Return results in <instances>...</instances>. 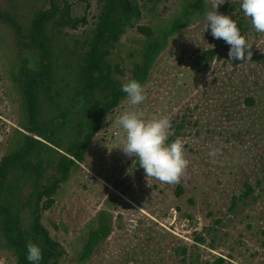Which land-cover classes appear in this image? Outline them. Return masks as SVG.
<instances>
[{
    "label": "rangeland",
    "instance_id": "rangeland-1",
    "mask_svg": "<svg viewBox=\"0 0 264 264\" xmlns=\"http://www.w3.org/2000/svg\"><path fill=\"white\" fill-rule=\"evenodd\" d=\"M151 1L160 4L161 11L155 18L143 16L139 24L163 36L177 17L185 22L168 36L143 85L146 101L135 108L145 118L171 120L169 142L181 138L189 161L184 174L177 183L147 177L138 159L118 149L125 133L112 121L133 110L125 97L105 114L84 159L76 160L60 183L53 205L42 207L40 222L64 249L59 264H205L215 256L231 264H264V33L252 28L242 0H194L187 13L176 0ZM49 3L0 0V13L13 16L26 36L36 12ZM216 5L219 13L232 16L253 46L251 61L231 63L230 46L206 31L204 13ZM99 9L96 0H86L73 6L72 13L88 15L87 26L94 29ZM83 29L68 30L69 38L64 33L52 36L54 75L62 85L64 105L73 95L67 64H73L87 38ZM20 38L0 18V160L25 146L24 135L39 139L22 126L27 122L23 94L12 76V71L38 66L36 50ZM131 38L142 36L128 28L121 42L128 46ZM211 49L216 54L206 61L201 55ZM121 52L127 57L125 47ZM117 55L118 49L113 50L115 63ZM138 59L122 63L125 77L114 72L122 85ZM52 111L50 106L42 108L44 121L51 119ZM72 127L73 122L59 130L64 146L73 138ZM44 175L46 185L57 172L50 168ZM22 192L32 193V185L26 184ZM101 212H106L102 222L111 228L87 255L83 248L100 226L94 219ZM199 236L204 243L198 242ZM16 261L14 251L0 244V264Z\"/></svg>",
    "mask_w": 264,
    "mask_h": 264
},
{
    "label": "trees",
    "instance_id": "trees-1",
    "mask_svg": "<svg viewBox=\"0 0 264 264\" xmlns=\"http://www.w3.org/2000/svg\"><path fill=\"white\" fill-rule=\"evenodd\" d=\"M84 1L72 3L69 0H50L48 8L36 12L26 36L13 16L7 12L0 13L2 21L21 37L20 41H29L38 59L37 69L22 68L17 74L12 71V76L19 83L23 94L27 122L22 126L39 139L24 135L25 146L0 160V244L14 251L16 264H30L26 259L28 243H35L42 249L40 264H59L64 249L59 248V244L51 239L40 222L42 207L50 208L53 205V196L60 183L67 178L70 168L84 159L105 114L127 97L114 72L125 77L126 68H121L122 63L126 58L138 56L126 79H136L144 85L168 36L185 22L183 16L177 17L162 36V31L156 32L150 25L139 24L143 16L155 18L161 11L160 4L151 0H96L99 14L96 16L95 28L89 29L88 15L77 17L72 13L73 6ZM193 1L176 0L182 12L186 13L190 11ZM82 27L87 38L81 43L76 60L73 57V64H67L73 74V95L64 105L62 85L58 84L54 75L52 58L55 47L52 46V39L63 33L69 38L68 30L81 31ZM128 28L134 29L143 39L131 38L128 46L122 43V35ZM123 47L126 48L127 57H123ZM137 48L140 49L139 53ZM115 49H118L116 60H119L116 63L111 57ZM215 54L216 51L211 49L204 51L201 57L209 61ZM49 106L55 112H51L49 121H44L42 108ZM71 122L73 138L64 146L58 133ZM50 168H54L57 175H53L44 185V174ZM28 183L32 185L33 192L26 196L22 189ZM105 214L101 212L94 219L100 226L91 231L83 248L87 255L110 231V225L102 222ZM196 238L198 242L204 243V238ZM183 252L187 253V249ZM205 264L231 263L224 257L215 256Z\"/></svg>",
    "mask_w": 264,
    "mask_h": 264
},
{
    "label": "clouds",
    "instance_id": "clouds-1",
    "mask_svg": "<svg viewBox=\"0 0 264 264\" xmlns=\"http://www.w3.org/2000/svg\"><path fill=\"white\" fill-rule=\"evenodd\" d=\"M220 5L205 11L206 31L211 30L215 39H223L230 46L228 61H251L252 45L241 33L232 16L218 12ZM241 8L250 18L252 28L264 33V0H242ZM240 64V65H241ZM126 93L128 103L133 110H125L112 124L118 125L125 133L118 149L128 156L138 159L139 168H143L147 177L161 182L177 183L184 174L189 161L185 157V146L181 138L169 142L172 122L167 116L145 118L144 112L135 106L146 101L143 85L136 79H130L121 86ZM110 151V150H109ZM214 154V153H213ZM26 259L30 264H40L42 249L35 243L27 244Z\"/></svg>",
    "mask_w": 264,
    "mask_h": 264
}]
</instances>
